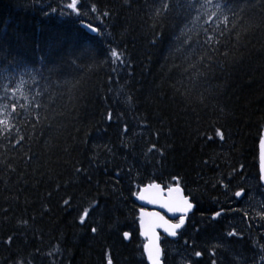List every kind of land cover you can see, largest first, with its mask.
Masks as SVG:
<instances>
[{"label": "trees", "instance_id": "1", "mask_svg": "<svg viewBox=\"0 0 264 264\" xmlns=\"http://www.w3.org/2000/svg\"><path fill=\"white\" fill-rule=\"evenodd\" d=\"M191 2L80 0L77 16L60 0H0V97L25 81L23 96L0 99L17 104L19 129L0 136V264H148L135 194L172 177L196 208L163 240L164 264H264V0H233L235 31L214 49L198 47L214 26L194 21Z\"/></svg>", "mask_w": 264, "mask_h": 264}, {"label": "snow or ice", "instance_id": "2", "mask_svg": "<svg viewBox=\"0 0 264 264\" xmlns=\"http://www.w3.org/2000/svg\"><path fill=\"white\" fill-rule=\"evenodd\" d=\"M66 9L69 10V14L75 13L77 16H81L80 11V0H70L66 4ZM161 7L165 11L170 10V6L167 3H163ZM239 7L238 2L233 3V0H193L189 4V8L195 9L197 15L193 18L194 21L203 19L205 25L214 26V28L205 27L204 35L205 39L202 42L198 43V47L208 49L216 48L220 44V38L225 36V33H231L235 31V22L237 20L236 8ZM55 11V9H53ZM95 11V8H93ZM159 13V10H157ZM63 14V13H62ZM107 15V13H105ZM232 25L229 28V25ZM90 31L99 33V29L93 28L92 25H87ZM213 31V35H208L209 31ZM215 40V44L213 41ZM177 43L182 46H187L188 48L192 47V37L185 30H181L180 35L177 37ZM227 55V53H225ZM109 59L113 62H124V54L118 51L116 48L110 49ZM202 59H210V57H202ZM25 81L21 78L17 83L16 87H9L5 85V95L0 97V99L7 100L9 95L15 97L18 92H21V89ZM27 99V97H24ZM21 108H25V105H20ZM38 108L39 105H36ZM18 115L17 113V104L14 102L0 104V136L11 135L13 129L15 128L16 134L19 135V129L12 123V119ZM109 119H111V114H109ZM126 131V129H125ZM215 135L219 137L220 140L224 139V133L220 129H216ZM209 140H212V137H208ZM24 140L23 136H20L17 140V144L21 143ZM155 148V145H153ZM261 148V161H262V173H264V138L260 140ZM10 166V165H9ZM77 173L86 172L85 169L77 168ZM261 179L264 180V175L261 176ZM173 183L162 184L156 183L155 181L145 184L139 191L135 194L137 199L140 201H145L147 204L153 205L155 208L160 210L148 211L144 207L139 209V223H140V232L143 235L147 242L144 244V253L147 256V260L150 264H162L163 260V250L160 247V235L158 229H162L164 233L169 236L175 237L178 234V231L182 229L186 223L187 215L190 211L193 210L195 205L189 198L183 194V189L176 183L177 178L172 177ZM222 183V182H221ZM227 189V185H223ZM247 195L241 189L236 191L234 196L240 199H243ZM65 205H69V200L64 201ZM99 204H93L90 208H85L83 213L80 215V223L86 224V218H89L91 214L95 213L99 208ZM260 211L256 212L255 215L259 216L264 220V205L260 206ZM167 213L172 214V219L167 217ZM223 215V209L219 211H214L211 219L216 220L217 218ZM247 215V213H245ZM23 223H27L24 221ZM104 225L101 222H97L95 226H91L90 230L93 234L98 233L103 229ZM228 237H235L237 233L235 231L228 232L226 234ZM131 236L129 231H124L122 237L124 240H128ZM14 237H9L8 243L10 244L13 241ZM264 247V246H262ZM215 253H213L214 255ZM196 257L201 256V252H195ZM261 260L264 261V257H261ZM14 264H30V262L25 259H19L14 261ZM108 264H112L111 259L109 258ZM215 264V261H213Z\"/></svg>", "mask_w": 264, "mask_h": 264}, {"label": "water", "instance_id": "3", "mask_svg": "<svg viewBox=\"0 0 264 264\" xmlns=\"http://www.w3.org/2000/svg\"><path fill=\"white\" fill-rule=\"evenodd\" d=\"M262 138H264V130H263V136H262ZM261 167H262V161H261V148H260V169H259V171H260V179H261V176L262 175H264V173H262V170H261ZM261 181H262V183H263V185H264V180H262L261 179ZM183 194H184V191H183ZM185 195V194H184ZM189 198H190V196H189ZM137 201L139 202V203H141L142 205H145V206H149V207H151V208H154V210H160V209H158V208H155L153 205H151V204H147L145 201H140V200H138L137 199ZM146 210H148V211H152V210H150V209H146ZM193 210H194V208H193ZM193 210L192 211H190L189 213H191V212H193ZM160 211H162V210H160ZM188 213V214H189ZM167 215V217L169 218V219H172V214L171 213H167L166 214ZM139 227H140V225H139ZM181 230V229H180ZM179 230V231H180ZM158 231V233H159V235H160V237H161V232H163V230L162 229H158L157 230ZM164 233V232H163ZM165 235H167L166 233H164ZM143 236V235H142ZM167 236H169V235H167ZM144 237V236H143ZM169 237H172V236H169ZM145 238V237H144ZM159 244H160V247H161V249L163 250V248H162V245H161V240L159 241ZM146 255V254H145ZM146 258H147V256H146ZM149 262V261H148ZM149 264H150V262H149ZM162 264H163V261H162Z\"/></svg>", "mask_w": 264, "mask_h": 264}, {"label": "bare ground", "instance_id": "4", "mask_svg": "<svg viewBox=\"0 0 264 264\" xmlns=\"http://www.w3.org/2000/svg\"><path fill=\"white\" fill-rule=\"evenodd\" d=\"M90 24V23H89ZM90 25H92V24H90ZM92 26H94L96 29H99L97 26H95V25H92ZM92 33H94V34H99V33H97V32H93V31H91ZM99 32H100V30H99ZM234 204V203H233ZM233 207H237V206H235V204H234V206ZM263 242V241H262Z\"/></svg>", "mask_w": 264, "mask_h": 264}, {"label": "rangeland", "instance_id": "5", "mask_svg": "<svg viewBox=\"0 0 264 264\" xmlns=\"http://www.w3.org/2000/svg\"><path fill=\"white\" fill-rule=\"evenodd\" d=\"M69 2H70V0H68V2H67V3H69ZM67 3H66V4H67Z\"/></svg>", "mask_w": 264, "mask_h": 264}]
</instances>
